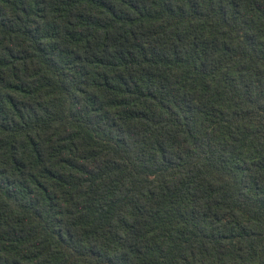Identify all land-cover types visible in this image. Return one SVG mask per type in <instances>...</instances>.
<instances>
[{
    "label": "trees",
    "instance_id": "16d2710c",
    "mask_svg": "<svg viewBox=\"0 0 264 264\" xmlns=\"http://www.w3.org/2000/svg\"><path fill=\"white\" fill-rule=\"evenodd\" d=\"M0 264H264V0H0Z\"/></svg>",
    "mask_w": 264,
    "mask_h": 264
}]
</instances>
